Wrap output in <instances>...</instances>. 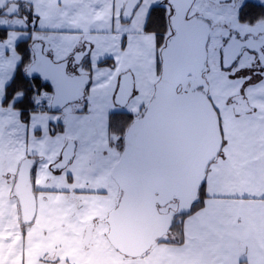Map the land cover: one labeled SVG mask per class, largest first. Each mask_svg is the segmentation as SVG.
<instances>
[{"label":"snow or ice","instance_id":"obj_1","mask_svg":"<svg viewBox=\"0 0 264 264\" xmlns=\"http://www.w3.org/2000/svg\"><path fill=\"white\" fill-rule=\"evenodd\" d=\"M0 264H264V0H0Z\"/></svg>","mask_w":264,"mask_h":264}]
</instances>
